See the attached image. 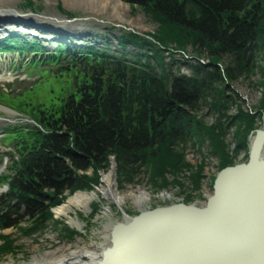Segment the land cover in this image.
<instances>
[{"label":"trees","instance_id":"1","mask_svg":"<svg viewBox=\"0 0 264 264\" xmlns=\"http://www.w3.org/2000/svg\"><path fill=\"white\" fill-rule=\"evenodd\" d=\"M36 1L23 0V8L37 11ZM120 1L140 11L154 32L145 37L121 29L114 50L111 26L103 35L89 31L82 46L55 43L50 51L35 40L0 39V53L25 57L27 68L59 80L50 100L36 104L23 98L30 102L11 106L35 125L31 133L18 126L3 131V139L16 145L18 159L12 162V175L1 177L8 188L0 196L1 257L20 250L4 231L27 235L45 229L51 210L67 194L89 192L98 185L110 158L115 159L119 186L138 184L145 172L146 186L165 189L170 175L184 192L180 178L191 166L175 149L190 145L202 156L200 149L207 143L218 171L233 167L225 143L228 131L235 128L238 153L247 150L248 136L264 119V91L251 115L241 110L243 102L230 90L241 77L253 76L259 56L264 62V0ZM57 8L71 17L60 5ZM186 52L196 62L188 64L189 77L172 72L179 61L166 68V53L171 59L183 56L181 64H187ZM201 59L208 63L203 65ZM260 72L263 80L255 84L264 89V69ZM49 82L53 84L51 78ZM231 104L237 105V113L229 116ZM204 108L217 116L213 125L199 117ZM197 171L191 175L192 190L199 188L202 170ZM191 201L185 195L184 203ZM96 211L92 208L90 217ZM76 234L64 224L59 231L68 241Z\"/></svg>","mask_w":264,"mask_h":264},{"label":"rangeland","instance_id":"2","mask_svg":"<svg viewBox=\"0 0 264 264\" xmlns=\"http://www.w3.org/2000/svg\"><path fill=\"white\" fill-rule=\"evenodd\" d=\"M36 2H38L37 4H35V8L37 11H34L33 13L46 18V23H42V20L39 19V22L41 23V25L43 24L45 28H48L51 25H55L59 28L66 29L67 31L80 29L85 33L92 31L103 35L104 31H106L109 26L118 24L123 28L125 27L126 30L128 28H131V30H133L129 32H135L136 34L139 33L140 35L145 37L149 34H152L155 30L154 26L147 22L140 11L130 8L123 2L122 4L126 6V9L125 11H120L122 15L121 17L115 16L113 13L107 14L105 11H98V9H95L88 4H77L75 0H67V2H64V0H37ZM23 5V0H17L15 9L18 11L21 10L26 13V9L23 8ZM59 5L71 8V11L64 10L67 13H71V17L59 13V9L57 8V6ZM1 15L9 16L5 13ZM50 18L57 19L58 23L51 21ZM76 18L86 19V21L83 20L81 22L69 24L68 26L60 23L61 21L66 19L68 20ZM47 19H50V21H47ZM10 25L11 24H7L4 26L7 27V32L5 33L7 35H10V32L14 31L16 33L15 36L19 39H21L22 35H26L27 37L37 36L39 38H43L45 41L48 38L47 34L24 28V24L19 27ZM120 30L121 29H114L109 33L111 37L110 46L113 50L117 47L114 39L115 36L120 34ZM2 34H0V36H2ZM29 34L31 35L29 36ZM77 43L79 44L80 42ZM45 47H48V45H45ZM186 54L187 56L185 58L188 63L181 64L183 56L175 54L171 59L166 53L164 55L166 68L168 69L169 67L168 63L179 61L180 63L177 62L174 66H172V72L189 77L191 75V72L188 68V64H196V62L195 60H192L194 56H191L190 53L187 52ZM260 58L261 56H259L254 65L253 76L249 77L248 79H246L245 77H241L239 80H237V82H234L230 85V90H233L234 93H237V95L243 102V104L241 105V110L251 115L255 114V110L260 103V99L264 91L262 86L255 84L258 83V81L263 80L260 69H264V62L263 60H260ZM201 63L203 65H206L208 62L201 59ZM11 64H13L12 67L10 66ZM26 67L27 64L25 63V61L20 63L19 59H14L12 55L0 53V196L8 191V188L6 186L7 181H1V177L12 175V162L17 161L18 159L16 147H14L16 145H11L7 139H3V131L6 128L12 129L18 126L19 128L24 129V131L29 130L28 132L31 133L33 132L31 126L35 125V123L25 113L18 112L11 106L14 107L17 104H20V102H30L23 98L33 99L36 104L44 100H50L53 96L52 87L57 86V83L59 81L54 77V75H51L44 70L41 72L39 70L34 72V70H32L33 67H30L28 69ZM49 78L53 80L52 85H50ZM36 83H38V85L36 86V88H34L33 85ZM25 87L26 89H24ZM33 88L35 90H33ZM23 90H25L24 93ZM236 113L237 105L231 104V109L228 115L232 116ZM199 117L203 118V122L208 126L213 125L217 119V116L209 114L206 108H204L200 112ZM263 123L264 119H262L258 129L262 127ZM234 130L235 128H231L228 131L225 137V143L227 145V153L229 154L230 158L234 160L235 165H239L246 162L251 141L253 139L255 131L257 130L253 131L248 136L247 150H240L238 151V153H235L236 143L233 136ZM209 149L210 148L206 143L205 146L202 147V150L200 149L202 156L198 152V148H193L190 145L183 147L179 146L174 150V152L182 154L184 158L183 161L191 166V169L184 170V173L182 175L183 177L180 178L185 189L184 192H182L177 185L172 183L173 178L170 175L166 176L169 184L165 189H152L151 186H146L145 182L147 181V174L145 172L144 174L146 176H141L138 184H124L119 186L117 184V167L115 159L110 158L109 167L104 172L100 173L98 185L93 186L92 190L89 192H79L88 195L91 193L96 194V196L86 207H72L69 211L68 217L56 216L54 210L67 202V200L75 193L73 195L67 194V196L63 200V203L51 210L52 220L48 224H46L45 229H43L42 231L27 235H25V233H20L19 230L4 231L3 234L11 236L16 241V245L20 250L14 256H0V264H30L34 258L40 259L47 253L55 251L58 248H60L62 252H69L67 247L75 248L76 243H79L80 247L84 245L90 246L92 243H95V246L102 245V235H100V233L103 230V226H106L108 222H112L114 224L122 223L125 220L124 216H126L127 218H131L136 216L140 211L134 205L131 199H127L124 204L119 206L112 202H109L99 194L98 189L100 188L103 177L109 173L114 174L113 181L120 195H126L130 192L137 193L138 190H140L144 191L149 196V200L142 206V208L144 207L145 210H152L156 207L184 203L185 195H189L192 198L191 203L188 204H196L197 206H202L205 203L207 197H209L211 194V178H215L216 175L220 172L218 171V160L210 154ZM262 155L264 158V149ZM11 158L13 160H11ZM115 167L116 171L114 172L113 168L115 169ZM198 167L202 170L200 173L201 177L199 188L198 190H192L190 185L191 175H196V173L198 172ZM87 174L88 176H90L91 171H89ZM92 208L97 209L94 217H90ZM63 224L69 227L70 230H74L77 232L72 240H65L59 235L60 228L61 226H63ZM27 227H29V225H24L23 229ZM106 245H108V243L103 244V248L106 247ZM96 253H98V256H100V250L96 251ZM98 256L93 260L98 259Z\"/></svg>","mask_w":264,"mask_h":264},{"label":"bare ground","instance_id":"3","mask_svg":"<svg viewBox=\"0 0 264 264\" xmlns=\"http://www.w3.org/2000/svg\"><path fill=\"white\" fill-rule=\"evenodd\" d=\"M16 2L17 0H0V13L14 17L15 13H19L14 10L13 5ZM75 2L88 4L98 11L113 13L118 17L122 16L120 11L126 9L120 0H75ZM30 19L23 18L27 21ZM14 20L17 19L14 18ZM37 21L34 20V22ZM0 31L3 30L0 29ZM6 38L16 40L13 36L1 39ZM15 47L19 45L9 46L11 49ZM1 54H10L14 59H19L16 54ZM25 60V57L23 60L19 59L20 63ZM10 66L12 67L13 64ZM113 176V173H109L103 177L98 189L99 194L119 206L127 199H131L140 211L145 210L142 206L149 200V196L140 190L137 193L120 195ZM250 193H252L251 197H246ZM95 196V193L89 195L75 193L67 202L56 208L54 213L59 217H68L72 207H86ZM229 200L230 203L224 193L223 201L215 206L213 215L209 216L211 220H204L197 225H191L185 220L172 224L157 221L151 226L150 237L138 231L119 235L116 239L115 253L109 255L103 264H214L215 262L216 264H247L248 262L256 264L258 253L252 251L259 246L264 236V201L259 199L254 189L247 184L238 188L233 195L229 196ZM124 217L123 224L130 220ZM112 226H114L112 222L103 226L100 233L102 245L95 246V243H92L90 246L80 247L79 243H76L75 248L67 247L69 252H62L58 248L40 259L34 258L30 264H90L98 256L96 251L100 250L101 253L105 248L103 244L108 243L106 247L109 246ZM213 240L221 241L222 245ZM153 249L155 252H152ZM101 261L102 257L98 256V259L93 260L91 264H100Z\"/></svg>","mask_w":264,"mask_h":264},{"label":"water","instance_id":"4","mask_svg":"<svg viewBox=\"0 0 264 264\" xmlns=\"http://www.w3.org/2000/svg\"><path fill=\"white\" fill-rule=\"evenodd\" d=\"M16 3H14V10L19 13H15L14 17L2 16L0 13L1 27L3 31H0V34H5L7 32L6 28L3 25L11 24L16 27L25 25L24 28L32 29L43 33L47 30L49 35H52L51 40L58 42H66L69 38L72 39H81V37L86 36L83 30H66L49 26L45 28L44 25L39 24V21L42 20V23L45 22L46 18L34 14L31 10L27 9L26 13L21 10H16ZM65 11H71V8L66 6H61ZM15 18L17 20L11 19ZM23 18H31L29 21L23 20ZM10 19V20H9ZM20 19V20H19ZM40 19V20H39ZM51 21L58 23L57 19L50 18ZM47 19V21H50ZM34 20H38L34 22ZM86 21V19H66L60 23L68 26L69 24ZM50 24V23H48ZM10 25V26H11ZM113 27L116 29L126 30L125 27H121L118 24H115ZM50 28V29H49ZM126 31H133L131 28H128ZM139 34V33H138ZM140 35V34H139ZM57 37V38H56ZM263 149H264V123L260 129L255 131L253 139L250 144L248 158L245 163L235 165L233 167H228L221 170L215 177L213 186L211 188V194L207 197L205 203L202 206H196L195 204H172L169 206L156 207L152 210H142L134 217H131L127 223H116L111 227L110 230V242L109 246L102 249L100 256L102 261L100 264L106 260V258L115 253V248H117L116 239L119 235L124 233H132L138 231L140 233L146 234L148 237L151 235V226L157 221H165L169 224L180 222L185 220L191 225H197L204 220H211L209 216L213 215L215 206L223 201V195L226 194V199L230 203L229 196L233 195L238 188L243 185L251 186L259 199L264 201V158H263ZM114 172L116 171L113 168ZM252 193L247 194L246 197H251ZM255 236V234H254ZM217 241L220 245L222 242ZM146 244V243H145ZM145 244L143 246H145ZM152 252H155L153 249ZM253 253H258V258L256 264H264V236L259 244V246L252 251ZM215 262L214 264H216ZM247 264H254L253 262H248Z\"/></svg>","mask_w":264,"mask_h":264},{"label":"flooded vegetation","instance_id":"5","mask_svg":"<svg viewBox=\"0 0 264 264\" xmlns=\"http://www.w3.org/2000/svg\"><path fill=\"white\" fill-rule=\"evenodd\" d=\"M212 192V191H211ZM185 204V203H184ZM196 205V204H195ZM197 206V205H196Z\"/></svg>","mask_w":264,"mask_h":264}]
</instances>
